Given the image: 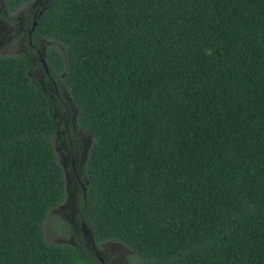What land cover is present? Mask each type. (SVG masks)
<instances>
[{
	"label": "trees",
	"instance_id": "trees-1",
	"mask_svg": "<svg viewBox=\"0 0 264 264\" xmlns=\"http://www.w3.org/2000/svg\"><path fill=\"white\" fill-rule=\"evenodd\" d=\"M33 2L1 0L0 18ZM36 13L26 50L0 54V264H102L81 236H43L65 198L59 116L88 137L76 218L95 248L119 244L128 264H264V0Z\"/></svg>",
	"mask_w": 264,
	"mask_h": 264
},
{
	"label": "rangeland",
	"instance_id": "rangeland-1",
	"mask_svg": "<svg viewBox=\"0 0 264 264\" xmlns=\"http://www.w3.org/2000/svg\"><path fill=\"white\" fill-rule=\"evenodd\" d=\"M34 8L35 5L31 4L26 9L19 10L14 15V21L12 22L0 20V54H12L22 51V48L26 43L24 32L29 26ZM34 75L41 82V84L45 86V88L50 91L53 89L52 84L49 81L43 80L40 66L35 68ZM58 118V125L60 128L58 135L52 139V146L58 164L64 168L66 197L60 205L49 212L48 217L43 223V236L44 239L49 242L74 244L78 237L75 232H71V234L61 233L56 228V222H75L70 214L76 208L74 198L76 196L78 186L73 177L69 161L72 155L75 156V151L79 150L83 144L87 142L88 137L82 131L69 134V138L73 143V149L69 151L68 141L65 137L66 132L63 123L64 118L62 116H59ZM77 230L79 231V235L82 237V231H80V229ZM97 254L103 258L105 264H128V257L131 253L127 248L120 246L119 244L108 242L101 244L100 247L97 248Z\"/></svg>",
	"mask_w": 264,
	"mask_h": 264
},
{
	"label": "flooded vegetation",
	"instance_id": "flooded-vegetation-1",
	"mask_svg": "<svg viewBox=\"0 0 264 264\" xmlns=\"http://www.w3.org/2000/svg\"><path fill=\"white\" fill-rule=\"evenodd\" d=\"M47 0H34V2L32 4L35 5V8H34V11L32 12V20L35 18L36 16V12L40 11L41 8H43L44 4L46 3ZM0 20H3L2 18H0ZM31 31V28H29V26L25 29V32H24V36H25V39H26V36L29 35ZM26 42H28V40L26 39ZM26 43L24 45V47L22 48V51H25L26 50ZM38 56H39V60H41V54L36 51ZM43 66V65H42ZM42 73V72H41ZM67 129L65 128V137H66V140L68 141V149L69 151H71L73 149V143L71 142L70 138H69V134L67 133ZM77 131H80L79 129L77 130H74V133L77 132ZM87 146H88V140L87 142H85L83 144V146L75 151V156H71V159L69 161L70 163V166H71V170H72V173H73V177L76 181V184L78 186V189H77V193H76V196L74 198V203L76 205V208L73 210V212L70 214L72 216V219H74L75 222H72V223H69V228H68V233L67 234H71V232H75L76 236L80 237L79 235V231L77 229H80V231H82V238L83 240H85V245L91 249L94 254H96L99 258V260L101 261L102 264H105L104 263V260L103 258H101L98 254H97V248H95L93 246V243L91 242V239L90 237L88 236V231L87 229L85 228L84 224L81 223V222H78L77 221V218H76V214H77V211H78V198H79V193L80 192H83V184H82V175H81V168H82V165L84 163V160H85V155H86V151H87ZM74 153V152H73ZM62 169V172H63V176L65 178V175H64V168L61 167ZM65 197H66V181H65ZM65 199V198H64ZM64 201V200H63ZM54 210V209H53ZM101 245V244H100Z\"/></svg>",
	"mask_w": 264,
	"mask_h": 264
},
{
	"label": "water",
	"instance_id": "water-1",
	"mask_svg": "<svg viewBox=\"0 0 264 264\" xmlns=\"http://www.w3.org/2000/svg\"><path fill=\"white\" fill-rule=\"evenodd\" d=\"M33 25H34V23H32L31 29H32ZM42 65H43V67L45 68V65H44V63H43V62H42Z\"/></svg>",
	"mask_w": 264,
	"mask_h": 264
}]
</instances>
